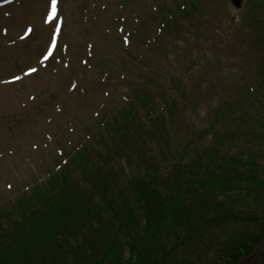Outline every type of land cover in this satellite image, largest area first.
<instances>
[{
	"label": "rangeland",
	"instance_id": "374dc122",
	"mask_svg": "<svg viewBox=\"0 0 264 264\" xmlns=\"http://www.w3.org/2000/svg\"><path fill=\"white\" fill-rule=\"evenodd\" d=\"M229 1L195 0L191 5L188 0H60L63 28L54 57L44 64L39 59L52 28L44 19L47 0H16L0 8V208L57 173L65 154L71 157L82 150L87 144L81 142L84 137L93 140L92 130L102 132L110 117L118 113L119 119L126 107L131 116L139 107L145 124L134 125L138 130L132 140L120 137L112 151L101 152L113 181L120 173L128 178L158 162L157 176L166 175L173 163L170 152L175 148L181 155L187 140L194 144L188 145L185 158L195 162L205 158L210 108L222 106V113L233 112L230 123L238 130L236 118L253 115L249 107L255 101L246 97L245 88L261 92L264 87V35L251 22L253 14L244 0L239 9ZM177 5L187 8L185 15ZM168 15L176 25L157 32ZM260 18L264 22V13ZM26 25H31V34L21 39ZM32 68L36 71L26 74ZM14 74H19V81L5 84ZM164 76L177 77L172 84L178 93L167 86ZM186 77L190 108L181 103L183 111L176 110L167 103L160 109L162 100L178 97L184 90ZM170 89L174 95L167 96ZM124 97L131 101L124 103ZM140 101L145 106L137 105ZM246 123L264 135L257 120ZM145 154V160L139 159ZM210 162L220 165V160ZM109 165H115L117 172ZM222 228H215L211 237L204 235L201 245L193 242L184 258L196 248V255L211 264L218 250L233 243V235L261 234L264 220L247 230L233 225ZM263 256L264 239L239 264H259Z\"/></svg>",
	"mask_w": 264,
	"mask_h": 264
},
{
	"label": "trees",
	"instance_id": "16d2710c",
	"mask_svg": "<svg viewBox=\"0 0 264 264\" xmlns=\"http://www.w3.org/2000/svg\"><path fill=\"white\" fill-rule=\"evenodd\" d=\"M263 4L264 0H255L249 11H258ZM177 10L186 14L183 5ZM262 90L251 120L264 131ZM126 108L119 119L118 113L110 117L102 133L94 134L109 152L118 138H134L138 130L134 125L145 124L139 107L132 116ZM218 109L212 122L226 129L230 117L222 115V106ZM167 136L173 142L171 131ZM189 144L193 142L186 141L181 155L175 148L170 152L173 163L165 177L157 176L158 162L129 178L120 173L113 181L106 169L99 175L104 154L98 148H84L71 157L65 154L67 165L60 164L57 173L0 208V264H207L199 256L192 260L196 250L184 258L191 243L218 227L247 230L264 220V175L251 150H245L246 162L240 163L206 147L220 160L215 167L208 159L185 158ZM108 169L117 172L115 165ZM259 238L248 232L235 235L237 247L228 248L227 258L213 264H235L250 254Z\"/></svg>",
	"mask_w": 264,
	"mask_h": 264
},
{
	"label": "snow or ice",
	"instance_id": "6c2138e0",
	"mask_svg": "<svg viewBox=\"0 0 264 264\" xmlns=\"http://www.w3.org/2000/svg\"><path fill=\"white\" fill-rule=\"evenodd\" d=\"M56 14H57V0H51V11L48 13V20H52V18L55 17ZM48 20H46L45 22L47 23ZM54 26L57 28V30L59 29V25H58V24H56V25H54ZM55 39H56L55 36H52V37H51V40H52L53 42H55ZM49 52H50V50H49ZM44 58L47 59L48 57L45 56ZM29 71H30V72H35L36 69L32 68V69H30ZM15 79H19V77H16Z\"/></svg>",
	"mask_w": 264,
	"mask_h": 264
}]
</instances>
